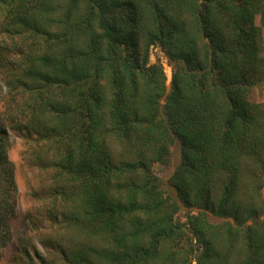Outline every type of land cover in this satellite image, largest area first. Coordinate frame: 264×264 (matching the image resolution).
I'll use <instances>...</instances> for the list:
<instances>
[{
    "label": "trees",
    "instance_id": "obj_1",
    "mask_svg": "<svg viewBox=\"0 0 264 264\" xmlns=\"http://www.w3.org/2000/svg\"><path fill=\"white\" fill-rule=\"evenodd\" d=\"M263 30L264 0H0V249L8 128L49 174L16 264H264Z\"/></svg>",
    "mask_w": 264,
    "mask_h": 264
},
{
    "label": "rangeland",
    "instance_id": "obj_2",
    "mask_svg": "<svg viewBox=\"0 0 264 264\" xmlns=\"http://www.w3.org/2000/svg\"><path fill=\"white\" fill-rule=\"evenodd\" d=\"M255 23L259 26L258 17H256ZM149 64H160L163 67L166 84L168 85L172 68L160 47H151L149 51ZM4 90L5 88L1 85L0 92L2 98L0 108L6 106V100L3 98ZM250 100L257 103L264 102V83L252 90ZM6 132V157L11 163L13 186L9 191V208L11 211L7 218L9 240L5 247L0 249V264H16V260L21 254L19 251L27 250L31 258L44 254V250L40 248L39 233L29 225L27 214H34L42 207L41 198L45 195L44 192L49 185V174L48 172L47 174L44 173L43 170L40 171L30 160V147L33 145L29 137L30 135L22 132H12L8 128ZM31 138L33 139V136ZM179 160L178 146L175 144L169 148V153L164 163L153 165V172L160 179V186L164 190L165 196H174V191L169 186L168 180L178 165ZM187 213L188 209L181 208L175 217L179 222H184ZM209 219L212 223L219 222V219L211 216ZM40 226L42 225H38V227Z\"/></svg>",
    "mask_w": 264,
    "mask_h": 264
}]
</instances>
